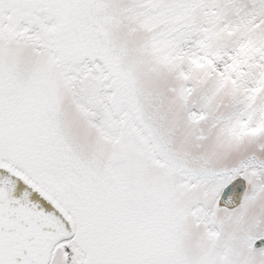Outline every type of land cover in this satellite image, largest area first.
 Returning a JSON list of instances; mask_svg holds the SVG:
<instances>
[{"label":"snow or ice","instance_id":"6c2138e0","mask_svg":"<svg viewBox=\"0 0 264 264\" xmlns=\"http://www.w3.org/2000/svg\"><path fill=\"white\" fill-rule=\"evenodd\" d=\"M0 264H264V0H0Z\"/></svg>","mask_w":264,"mask_h":264}]
</instances>
